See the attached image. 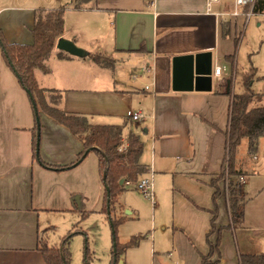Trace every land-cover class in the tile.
<instances>
[{"label": "crops", "instance_id": "1", "mask_svg": "<svg viewBox=\"0 0 264 264\" xmlns=\"http://www.w3.org/2000/svg\"><path fill=\"white\" fill-rule=\"evenodd\" d=\"M62 7L61 37L74 41L85 54L60 50L56 41L44 60L47 71L34 70L40 88L58 94L56 104L49 96L47 102L86 118L92 126H123V144L130 133L139 136L143 143L139 163L148 171L137 179L150 175L154 183L152 217L142 228L137 223L145 215L126 202L124 195L131 186L123 182L126 190L119 196L117 211L122 210L118 216H124L132 228L128 233L122 230V241L127 243L136 234L144 238L128 248L118 264H204L202 255L211 249L207 240L214 209L211 182L221 171L226 153L231 98L224 77L234 71L226 57L236 54L235 38L241 37L247 14L243 8L248 5L237 8L235 0H218L210 6L207 0H89L81 4L76 0H0V29L10 43L31 44L36 11ZM204 52L212 54V90L175 91L173 57ZM96 54L109 57L110 64L95 62ZM147 65L154 67L150 74L142 72ZM219 65L224 72L216 76L214 69ZM133 74L140 77L134 79ZM138 111L144 118L132 120ZM40 122L41 159L56 166L74 162L83 141L47 113L41 114ZM34 127L29 96L0 48V264H47L40 244H59L70 228L86 225L103 208L105 188L98 155L92 151L67 170L45 167L34 157ZM263 138L257 139L254 151L249 139L242 140L247 153L237 158L234 181L247 175L264 178L259 173L264 154L260 164L258 153L262 144L264 149ZM219 184L216 224L223 227L230 223L228 188L225 180ZM245 185L244 196L251 193ZM258 221L254 225L264 227L262 218ZM58 231L64 235L57 239ZM234 232L223 230L220 253H214L213 261L239 263L243 253L235 246ZM218 237L216 231L210 241L216 245ZM262 253L260 246L245 254ZM92 264L102 263L94 256Z\"/></svg>", "mask_w": 264, "mask_h": 264}, {"label": "trees", "instance_id": "2", "mask_svg": "<svg viewBox=\"0 0 264 264\" xmlns=\"http://www.w3.org/2000/svg\"><path fill=\"white\" fill-rule=\"evenodd\" d=\"M89 0H82L87 2ZM264 1L258 4L257 8H263ZM255 8V9H257ZM65 7L54 10H38L36 11V20L32 33L34 41L31 44L10 43L7 41L3 31L0 29V48L4 60L12 69L18 78L20 85L26 90L34 111L35 127L33 129V148L34 157L45 167L62 171L73 168L80 164L90 152L94 151L99 157L100 173L104 183V202L102 212L106 214L111 222L113 229V264H118L121 255L125 251L135 246L144 238V235L133 236L127 243H120L118 240V226L123 223L126 218L118 216L117 204L119 196L126 190L124 182L136 181L140 174L146 173L148 169L139 163L140 156L143 151V143L139 136L130 133L127 138V148L119 150L123 144V126L121 125H89L84 117L67 114L61 109L50 105L45 97L46 90L40 88L34 70L41 68L47 71L44 60L48 57L54 48L56 41L62 36L65 27ZM240 37L235 38L236 51L240 42ZM93 59L97 63L109 65L110 58L102 54H96ZM235 69L236 54L226 57ZM255 72H247L242 76L244 91L242 93L233 92L232 88L227 90L230 95L231 103L229 109V120L226 136V153L222 163L221 171L216 174L211 185L215 188L213 194L214 209L211 220V230L207 234V240L210 245V253L202 255L204 264H218L219 260L213 261L214 253L219 252L221 235L224 229L235 231L236 225L243 223L244 219V192L238 180H232V176L238 175L235 168L237 153L242 140L247 138L250 142V150L254 151L256 141L260 136H264V105L254 106V102L260 101L264 96L256 93L251 89ZM53 103L59 101L52 100ZM42 110L60 123L70 128L73 134L77 135L84 144L83 150L78 154L77 159L64 166H56L43 161L40 157L39 147L41 138L42 124L40 122L39 111ZM230 183L228 206L230 213V223L223 227L216 224L219 208L218 197L222 193L220 181L226 178ZM240 188V189H239ZM87 214L83 213L82 218ZM218 231L219 237L216 245L210 241V236ZM82 233L87 235L83 230L70 231L57 245L48 246L40 244V249L44 254L47 264H71L72 252L70 249L71 238ZM88 247L85 255L86 264L89 262ZM238 264H264V253L246 255L240 254Z\"/></svg>", "mask_w": 264, "mask_h": 264}, {"label": "rangeland", "instance_id": "3", "mask_svg": "<svg viewBox=\"0 0 264 264\" xmlns=\"http://www.w3.org/2000/svg\"><path fill=\"white\" fill-rule=\"evenodd\" d=\"M81 2L82 0H76L77 4H81ZM257 7L258 5L256 6V8ZM250 10L251 8L249 6L243 8V11L247 13ZM239 35L241 36V39L236 51V68L234 69L233 73L232 71H230L228 76L225 75L224 78L227 82L226 85L228 86V89L232 88L233 92L242 93L244 91V85L242 82L243 74L249 71L255 72V77L253 79L251 89L256 93H261L264 95V7L254 9V13L249 18L248 22H243V26L241 31L239 32ZM256 68L258 71L256 70ZM223 89H225L224 86ZM47 96H49L50 100L58 98V94L45 93L46 100H48ZM253 105H264V96L260 101L256 100ZM43 112L44 111L42 110L39 111L40 120L41 114H43ZM124 145L127 148V142H125ZM263 150L264 149L262 144L258 152L260 155V164L263 163ZM246 153V143L242 142L238 149L237 158L240 154ZM259 173L264 175V168ZM258 177L259 176L257 175L246 176V191H251L250 194H246L244 196V202H246L244 208L246 221L244 220L245 222L237 224L235 232L233 233L235 246L237 247L238 245V248H240V253L243 254L249 252L250 250L257 251L260 246L264 247V227L260 226V228H257V226L259 225L258 223L256 224L257 226L254 225V222L258 220V222H260L261 218L263 220L262 222L264 223V178L260 179L259 177L258 179ZM222 180H225L227 188L229 189L228 184L230 183V180L228 179V175H226V178ZM242 184L244 185V183ZM127 189L129 191H127L124 195L126 197V202L133 208H140L141 213H143V215L145 216L144 219L137 224H141L143 226L142 228H146V224H148V221L150 222L152 217L150 199L146 198L144 194L140 192V190L136 189L135 186L127 187ZM99 212L101 213L99 216L97 215V217H94L93 215L89 217L86 225L81 223V225H75L74 228H70L73 229L72 231H75L76 229H84V232L87 234L85 235L82 233H77L71 238V250L73 253L71 264H86L85 255L87 247L90 257V264H92V259L94 258V256H97L102 264H109L110 261H112L113 264V229L109 220L107 219V216L103 215L101 210H99ZM118 212L120 213V215L122 214L121 209H119ZM168 213H172V209L169 207L167 208V214ZM126 220L118 226L117 236L120 243H123V235H125L126 232L128 233V231H130L132 228V225L125 224ZM79 226H83V228H80ZM134 227L136 228L137 225H135ZM122 230H124V234H122ZM63 235L64 231H58L56 237L58 239L59 236L61 237ZM131 258L133 259L132 263H134V258H136V255H131Z\"/></svg>", "mask_w": 264, "mask_h": 264}, {"label": "water", "instance_id": "4", "mask_svg": "<svg viewBox=\"0 0 264 264\" xmlns=\"http://www.w3.org/2000/svg\"><path fill=\"white\" fill-rule=\"evenodd\" d=\"M60 50L76 56L85 51L74 41L60 37L57 42ZM212 54L210 52L183 54L173 57L172 87L175 91L212 90ZM124 180L121 181L123 183Z\"/></svg>", "mask_w": 264, "mask_h": 264}, {"label": "built area", "instance_id": "5", "mask_svg": "<svg viewBox=\"0 0 264 264\" xmlns=\"http://www.w3.org/2000/svg\"><path fill=\"white\" fill-rule=\"evenodd\" d=\"M208 1V5L210 6L213 2H217L218 0H207ZM236 1V6L237 8H243L244 6L248 5L251 10L246 14V18L244 23L248 22L249 18L252 16V14L254 13V9L256 8V6L258 4H260L261 2H263L264 0H235ZM238 10H235V14H238ZM154 71V67L153 66H144L142 68V72L144 74H150ZM224 72V67L223 66H216L214 69V75L219 76L221 75V73ZM132 77L134 79H138L140 77L139 74H133ZM147 89L150 88V85L146 86ZM144 118V114L141 112H135L132 114V120L134 121H140ZM126 146L124 144H122L119 147V150H125ZM238 182L240 185L246 182V176H241L238 179ZM125 184L127 186H135L136 189L140 190V192H142L144 194V196L152 201H154V196H155V192H154V183H153V179L152 176L150 175H144L141 178L137 179L136 181H126ZM241 187V188H242ZM240 189V188H239Z\"/></svg>", "mask_w": 264, "mask_h": 264}]
</instances>
